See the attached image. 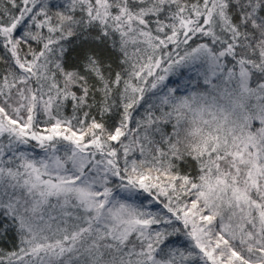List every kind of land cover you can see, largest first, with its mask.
<instances>
[{
	"label": "snow or ice",
	"instance_id": "obj_1",
	"mask_svg": "<svg viewBox=\"0 0 264 264\" xmlns=\"http://www.w3.org/2000/svg\"><path fill=\"white\" fill-rule=\"evenodd\" d=\"M0 264H264V0H0Z\"/></svg>",
	"mask_w": 264,
	"mask_h": 264
},
{
	"label": "trees",
	"instance_id": "obj_2",
	"mask_svg": "<svg viewBox=\"0 0 264 264\" xmlns=\"http://www.w3.org/2000/svg\"><path fill=\"white\" fill-rule=\"evenodd\" d=\"M54 2H55V0H54Z\"/></svg>",
	"mask_w": 264,
	"mask_h": 264
}]
</instances>
